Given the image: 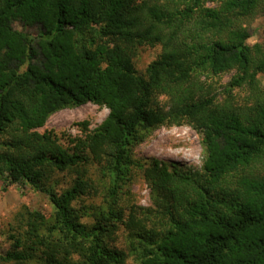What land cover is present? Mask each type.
<instances>
[{
  "label": "trees",
  "instance_id": "obj_1",
  "mask_svg": "<svg viewBox=\"0 0 264 264\" xmlns=\"http://www.w3.org/2000/svg\"><path fill=\"white\" fill-rule=\"evenodd\" d=\"M258 16L264 0H0V178L45 194L54 218L29 213L0 264H264V36L247 43ZM144 45L161 53L140 73ZM86 103L108 114L84 137L36 131ZM182 125L201 137L200 170L133 158L153 130ZM132 169L151 207L120 204ZM117 230L126 249L106 242Z\"/></svg>",
  "mask_w": 264,
  "mask_h": 264
},
{
  "label": "rangeland",
  "instance_id": "obj_2",
  "mask_svg": "<svg viewBox=\"0 0 264 264\" xmlns=\"http://www.w3.org/2000/svg\"><path fill=\"white\" fill-rule=\"evenodd\" d=\"M14 27L23 32L35 35L34 28H27L19 23H14ZM249 31L248 45L259 43L264 36V16L256 17L247 25ZM161 53V46H141L138 48L134 58V65L138 72L143 73L146 67L154 61ZM230 74H223L214 78L217 86L224 85L229 80ZM260 86L264 89V76H259ZM237 103L240 105L249 104L244 96V91H235ZM108 110L92 103H86L73 109H63L51 115L45 124L36 129L39 133L50 132L62 145H67L70 138H82L99 126L106 118ZM134 159L141 161L145 165L150 164L151 160L157 159L167 164H173L178 167L192 168L200 170L204 158V151L201 145V137L187 125L174 127H159L153 130L143 142L134 147L132 151ZM132 180L124 188L122 194L123 201L120 204H131L138 207H151L149 198L150 188L144 181L141 172L132 169ZM58 175L56 178H58ZM57 188H65L70 180L68 176H60ZM103 201L101 193L93 195L92 200L88 199L85 203H101ZM77 206H80L78 203ZM51 204L47 196L43 193L33 190L26 185H12L3 189L0 178V254H4L11 249L13 240L11 235L20 236L25 239L24 232L28 228L26 225L29 213L30 219H35V214L44 216L47 226L52 227L54 218H52ZM23 216V217H21ZM83 221L91 220L84 218ZM48 228V227H47ZM45 227L41 229L45 231ZM109 245L119 249H126L125 233L117 230ZM40 250L34 253L33 259L38 258ZM31 264H36L34 260ZM125 264H138L133 256H128Z\"/></svg>",
  "mask_w": 264,
  "mask_h": 264
}]
</instances>
